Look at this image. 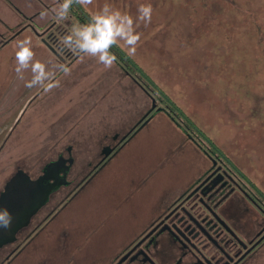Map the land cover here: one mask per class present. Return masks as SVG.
I'll return each instance as SVG.
<instances>
[{
    "label": "rangeland",
    "instance_id": "374dc122",
    "mask_svg": "<svg viewBox=\"0 0 264 264\" xmlns=\"http://www.w3.org/2000/svg\"><path fill=\"white\" fill-rule=\"evenodd\" d=\"M2 1L0 17L14 23ZM57 2L12 0L23 14L20 24L31 27L11 26L8 42L0 41V188L19 168L39 176L59 154L67 156L68 147L73 172L87 168L105 140L128 136L145 121L154 98L164 108V96L183 115L176 116L178 124L166 112L146 120L75 196L62 202L70 189L57 195L39 215L52 212L40 233L23 248L9 247L13 254H1L0 264H115L163 201L210 168L188 133L200 146L210 150L213 142L231 155L264 188V0H94L79 6L91 17L105 2L132 15L139 4L151 3L152 21L138 27L135 54L118 48L154 82V95L125 74L120 61L105 68L64 49L62 38L82 25L75 16L57 20L55 50L47 49L51 30L46 38L41 29L51 27ZM24 38L35 58L52 67L79 57L62 79L76 76L57 81L30 106L15 71L17 42Z\"/></svg>",
    "mask_w": 264,
    "mask_h": 264
},
{
    "label": "flooded vegetation",
    "instance_id": "af4514ba",
    "mask_svg": "<svg viewBox=\"0 0 264 264\" xmlns=\"http://www.w3.org/2000/svg\"><path fill=\"white\" fill-rule=\"evenodd\" d=\"M5 1L21 16L23 15L12 4V0ZM68 15L77 17L71 10ZM28 21L30 22V19ZM58 23L54 19L50 28L48 24L41 29L43 36L47 33L46 38L51 30L50 36L45 41L49 44L47 49L52 52L55 49L51 43V36L57 33ZM0 25L4 32H0L2 43L8 42V38L5 37L6 30L12 31L13 28L20 27L23 31L31 27L26 23L11 28L1 19ZM78 59L79 57L67 62L60 61L55 67L63 64L72 69ZM73 76L76 75L71 74L70 79L65 80L69 82ZM62 77L68 75L62 70L57 71L52 83L65 81ZM25 80L21 87L24 90L21 92L23 97H30L26 104L30 106L45 90L39 87L28 88L25 86ZM146 120L148 117L140 125L142 126ZM140 125L128 136L113 135L109 141L105 140L97 161L89 163L87 168L80 169L76 173L73 172L76 161L72 147L66 148L67 156L62 152L57 159L47 163L37 177L19 168L6 183L4 191L0 193V200L6 192L7 185L19 172H23L35 182L45 176L44 171L50 165L52 166L49 178L42 182V191L46 186L57 185L59 188L52 192L47 204L31 217L29 224L18 231L17 242L0 249V256L6 253L13 254L14 251H9L8 248L15 244H19L20 248L30 244L51 217L52 212L44 219H40L39 215L51 205L53 199L67 189L70 191L65 193L62 202H67L75 196L109 160L115 157L141 127ZM188 136H191L190 138L208 156L211 162L210 168L195 179L185 191L175 192L163 201L160 213L152 218L115 264H263L264 188L262 184H259L249 171L244 170L231 155L225 154L217 146L212 148L210 145L211 148L208 150L200 146L195 136L191 134ZM105 149H110L111 154L104 155Z\"/></svg>",
    "mask_w": 264,
    "mask_h": 264
},
{
    "label": "clouds",
    "instance_id": "9594fccd",
    "mask_svg": "<svg viewBox=\"0 0 264 264\" xmlns=\"http://www.w3.org/2000/svg\"><path fill=\"white\" fill-rule=\"evenodd\" d=\"M94 4V0H58L53 8V18L56 20L67 19L73 5L88 7ZM153 6L151 3H141L136 8V14L132 15L105 2L87 23L75 27L72 32L66 34L61 41L64 49L76 54L95 58L105 68H111L117 62L116 55L112 52L114 47L123 44L129 55H134L141 33L137 31L143 24L149 25L152 21ZM15 71L18 78L25 79L24 74L29 73L30 78L25 80L28 88L39 87L50 91L58 84L52 83L57 71L69 74L71 69L67 65L52 67L35 58L32 42L24 38L17 42L15 53ZM4 188H0L3 192ZM12 214L6 208L0 209V228L8 229L12 224Z\"/></svg>",
    "mask_w": 264,
    "mask_h": 264
},
{
    "label": "water",
    "instance_id": "95a60500",
    "mask_svg": "<svg viewBox=\"0 0 264 264\" xmlns=\"http://www.w3.org/2000/svg\"><path fill=\"white\" fill-rule=\"evenodd\" d=\"M160 112H166L172 117L165 108L158 107L154 100L152 109L147 115V117H149L147 121ZM172 119L174 120L173 117ZM175 122L177 123V121ZM111 152L110 149H105L103 154L108 156ZM71 163H73V161H71ZM51 166L52 165L45 169V176L38 181H31L27 175L23 172H19L7 185L6 192L2 195L0 200V209H8L12 214L13 220L10 228H0V249L5 245L17 242L18 231L29 224L31 217L47 204L49 196L53 191L59 188L57 185L51 187L46 186L42 191V182L49 178ZM60 179L64 180L65 178Z\"/></svg>",
    "mask_w": 264,
    "mask_h": 264
},
{
    "label": "trees",
    "instance_id": "16d2710c",
    "mask_svg": "<svg viewBox=\"0 0 264 264\" xmlns=\"http://www.w3.org/2000/svg\"><path fill=\"white\" fill-rule=\"evenodd\" d=\"M74 6H76L75 14L77 15L81 24L87 23L90 17L83 12L81 7H79L78 5H74ZM113 51L118 56V58H119L118 60L121 62V66L123 67V72L129 76L134 77L139 83H141L143 86H145L146 90L149 93H152L154 95L157 91L155 88L154 82L144 73V71L137 64H135L131 60V58H129L126 54H124L118 47H114ZM162 96H163V94H162ZM163 99H164L163 100L164 103L167 104L164 108L170 113V115L174 118V120L177 121L176 116L183 115V113L178 109V107H176L172 102H170L164 96H163ZM154 100L157 101V99H155V98H154ZM193 129L197 134L201 133V131L198 130L195 127V125H194ZM188 135H189V133H188ZM210 145L212 146V148L215 147L213 142H211Z\"/></svg>",
    "mask_w": 264,
    "mask_h": 264
},
{
    "label": "crops",
    "instance_id": "0c3cea01",
    "mask_svg": "<svg viewBox=\"0 0 264 264\" xmlns=\"http://www.w3.org/2000/svg\"><path fill=\"white\" fill-rule=\"evenodd\" d=\"M5 5H7V8L9 9L10 12H12L15 16V20H14V23H10V22H7L5 21L2 17H0V19L6 24V25H9V26H17L20 24L21 22V15L11 6L9 5L6 1H2ZM18 21V22H17Z\"/></svg>",
    "mask_w": 264,
    "mask_h": 264
}]
</instances>
